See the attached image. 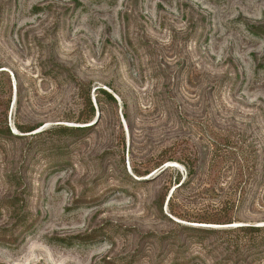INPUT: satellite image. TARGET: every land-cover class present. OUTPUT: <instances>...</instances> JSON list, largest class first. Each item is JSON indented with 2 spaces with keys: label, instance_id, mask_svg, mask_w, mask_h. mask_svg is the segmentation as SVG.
Returning <instances> with one entry per match:
<instances>
[{
  "label": "rangeland",
  "instance_id": "374dc122",
  "mask_svg": "<svg viewBox=\"0 0 264 264\" xmlns=\"http://www.w3.org/2000/svg\"><path fill=\"white\" fill-rule=\"evenodd\" d=\"M0 264H264V0H0Z\"/></svg>",
  "mask_w": 264,
  "mask_h": 264
},
{
  "label": "trees",
  "instance_id": "16d2710c",
  "mask_svg": "<svg viewBox=\"0 0 264 264\" xmlns=\"http://www.w3.org/2000/svg\"><path fill=\"white\" fill-rule=\"evenodd\" d=\"M95 91L97 92V95H96V101L97 103L100 102L99 98H98V95L102 94V95H106L110 98H112L109 93H107L105 90L103 89H100V88H97L95 89ZM89 92H90V88L88 89V92L86 93V98H85V106L88 108V113L86 115V117H84L83 119H77V122H81V123H87L89 122L93 115H94V108H93V105H92V102L90 100V96H89ZM113 100V98H112ZM59 129H63V130H74V129H71V128H59ZM84 129L83 128H80L79 131H83Z\"/></svg>",
  "mask_w": 264,
  "mask_h": 264
}]
</instances>
